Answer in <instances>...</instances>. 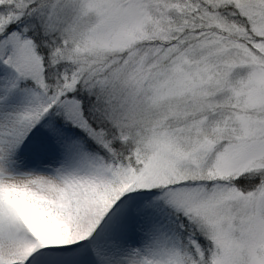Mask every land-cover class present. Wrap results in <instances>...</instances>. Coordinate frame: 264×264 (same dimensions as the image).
Instances as JSON below:
<instances>
[{
  "label": "snow or ice",
  "instance_id": "snow-or-ice-1",
  "mask_svg": "<svg viewBox=\"0 0 264 264\" xmlns=\"http://www.w3.org/2000/svg\"><path fill=\"white\" fill-rule=\"evenodd\" d=\"M0 264H264V0H0Z\"/></svg>",
  "mask_w": 264,
  "mask_h": 264
}]
</instances>
